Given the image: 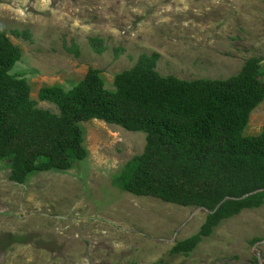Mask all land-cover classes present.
I'll return each instance as SVG.
<instances>
[{"label": "rangeland", "instance_id": "1", "mask_svg": "<svg viewBox=\"0 0 264 264\" xmlns=\"http://www.w3.org/2000/svg\"><path fill=\"white\" fill-rule=\"evenodd\" d=\"M24 30L29 40L15 34ZM0 31L21 51L10 73L23 74L36 107L53 113L42 87L68 91L94 68L111 91L142 54L159 55L161 76L188 81L227 79L258 58L264 80V0H0ZM73 44L77 54L66 49ZM263 125L264 100L244 135ZM80 126L87 156L69 169L18 183L9 160L0 163V264H264V201L222 220L187 255L173 252L210 211L117 188L114 176L146 135L96 119Z\"/></svg>", "mask_w": 264, "mask_h": 264}, {"label": "trees", "instance_id": "2", "mask_svg": "<svg viewBox=\"0 0 264 264\" xmlns=\"http://www.w3.org/2000/svg\"><path fill=\"white\" fill-rule=\"evenodd\" d=\"M30 39L29 30L16 31ZM103 51L102 40L90 38ZM67 50L77 54L73 44ZM159 55L142 54L106 90L100 70L64 91L42 87L38 97L58 113L36 107L23 74H11L19 47L0 31V163L22 183L34 171L66 170L84 160L82 122L101 120L144 133L143 152L130 158L112 182L136 196L210 211L192 238L171 249L187 255L224 219L264 201V125L245 136L251 111L264 100L258 58L227 79L183 80L156 71Z\"/></svg>", "mask_w": 264, "mask_h": 264}]
</instances>
